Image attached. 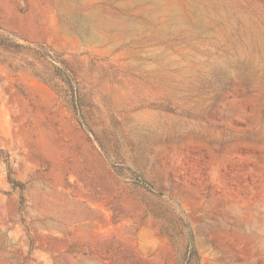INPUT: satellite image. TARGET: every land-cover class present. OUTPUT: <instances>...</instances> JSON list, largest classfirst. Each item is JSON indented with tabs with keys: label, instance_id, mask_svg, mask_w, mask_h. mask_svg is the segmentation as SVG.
<instances>
[{
	"label": "rangeland",
	"instance_id": "1",
	"mask_svg": "<svg viewBox=\"0 0 264 264\" xmlns=\"http://www.w3.org/2000/svg\"><path fill=\"white\" fill-rule=\"evenodd\" d=\"M0 264H264V0H0Z\"/></svg>",
	"mask_w": 264,
	"mask_h": 264
},
{
	"label": "trees",
	"instance_id": "2",
	"mask_svg": "<svg viewBox=\"0 0 264 264\" xmlns=\"http://www.w3.org/2000/svg\"><path fill=\"white\" fill-rule=\"evenodd\" d=\"M24 49H30V48H28V47H23Z\"/></svg>",
	"mask_w": 264,
	"mask_h": 264
}]
</instances>
